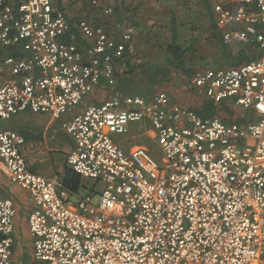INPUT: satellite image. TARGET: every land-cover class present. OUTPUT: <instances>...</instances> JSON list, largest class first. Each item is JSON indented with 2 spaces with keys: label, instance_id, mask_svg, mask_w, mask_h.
<instances>
[{
  "label": "built area",
  "instance_id": "2783aa9c",
  "mask_svg": "<svg viewBox=\"0 0 264 264\" xmlns=\"http://www.w3.org/2000/svg\"><path fill=\"white\" fill-rule=\"evenodd\" d=\"M56 0H0V120L30 111L62 119L74 143L69 169L93 181V194L71 203L55 179L31 172L24 138L0 130V161L26 190L33 258L38 264H264V54L238 67L205 68L189 80L213 103L251 110L255 119L225 123L172 104L164 91L87 105L119 61H135L136 28L88 19L74 25L81 43L67 42L71 23ZM98 8L100 0H87ZM225 46L264 50V0H210ZM103 18L113 15L102 7ZM118 34H115V33ZM69 116V118H68ZM134 124L162 159L142 145L116 142ZM101 190H98V187ZM12 200L0 197V264H12Z\"/></svg>",
  "mask_w": 264,
  "mask_h": 264
},
{
  "label": "rangeland",
  "instance_id": "374dc122",
  "mask_svg": "<svg viewBox=\"0 0 264 264\" xmlns=\"http://www.w3.org/2000/svg\"><path fill=\"white\" fill-rule=\"evenodd\" d=\"M67 1L72 2L69 5L71 14L69 13L68 17L70 20L77 21L82 18L86 19L85 14L91 9L87 0H79L81 2V5L79 4V10L83 8L84 14L80 13L77 15L75 14V8H73L75 0ZM105 6L113 7V0H100L99 7L93 11L94 15L98 16L96 21L99 20V17H102V13L99 10L102 11V7ZM131 10L133 11L130 17H135L136 21H129L131 19L129 18L124 24H132L137 29L136 41L139 48L137 51L139 58L136 66L161 64L166 60L165 51L172 40L171 24H174L177 28L178 43L189 48V52L186 54L187 59L198 62L205 68L221 66L218 58L220 52L219 46L214 38L210 22L206 17V11L198 0H133L131 2ZM172 20L173 22L171 23ZM101 21H104L103 23H106L110 27L108 28L109 31L111 28L114 29V25L116 24L113 16L103 18ZM263 54L264 51L260 55ZM188 84L187 87L189 89L190 86ZM175 87L168 84L167 90L172 92L177 89ZM155 93L151 94V98ZM172 93L174 94V92ZM235 114L240 119H255V114L251 110L238 108L235 110ZM132 127L133 133L139 137L135 136L129 140L130 138L128 136L114 135L113 139L116 142L129 140L128 142L132 145H142L160 161L162 159L160 150L156 146V143L148 137V134L152 132V128L149 125L144 126L143 124H134ZM85 184L90 186L95 185L93 181L89 180L87 182L85 181ZM98 190H101L100 185ZM87 194L91 196L93 204L98 202L99 194H93L91 189L82 191L79 196H72L70 202L76 203L80 197ZM18 264H38V262L34 260L33 255L31 256L30 251H26L25 260L21 259Z\"/></svg>",
  "mask_w": 264,
  "mask_h": 264
},
{
  "label": "crops",
  "instance_id": "0c3cea01",
  "mask_svg": "<svg viewBox=\"0 0 264 264\" xmlns=\"http://www.w3.org/2000/svg\"><path fill=\"white\" fill-rule=\"evenodd\" d=\"M55 2L57 7L59 9L64 10L67 16L69 15V13L71 14L69 5H71L72 2H68L67 0H61L60 5H58L59 3L58 0H56ZM79 4L81 5V2L79 0H75V4L73 8H75L76 15L80 13L84 14L83 8H80L79 10ZM94 10H95L94 8L89 9L88 13L85 15H86V19H88L90 22L95 24L98 16L94 15L93 13ZM99 11L102 13L101 10ZM101 19H103V15L102 17H99V23L104 22V21L102 22ZM131 20L132 22L136 21V18L132 17L131 19H129V21ZM69 21L71 23L70 19ZM104 25L107 29L110 28L105 23ZM110 31L114 32V29L111 28ZM115 34L118 33L116 32ZM136 39H137V29L134 38V44L136 50L138 51L139 48ZM246 46L249 45H242L237 52L241 51ZM228 49L232 53H237L231 50L230 48ZM257 50L259 55L262 54L264 51V50H259L258 47ZM216 68H221V67H216ZM122 72H124L122 67L117 68L116 74H119V76H121ZM117 82L118 81L116 78L115 84L113 86H107L105 82L102 81L101 84L94 90V92L90 96L84 99L80 108H78L77 113L80 112L85 106L90 104L98 105L103 101L111 98L121 99L119 97H114L113 95V90L117 85ZM159 91H164L168 95H170L169 97L172 104L179 106H181V104H184L186 106L188 102L187 98L180 96L181 93H177V89L172 91L174 92V94L171 91L167 90V86L159 88L157 92ZM191 92L193 93V96L195 95L202 96V94L196 91L192 90ZM130 96H134V95H130ZM143 98L146 100L151 99V97H148L149 99H147L146 97ZM235 117L237 119H240L238 115H235ZM62 119H55L47 114H34L30 111H25L12 116L8 120H0V130L10 129L15 131L24 138V144L21 147V152L31 172L39 174L48 179H55L61 182L64 187L65 171L69 169L66 163V157L67 154L74 147V143L73 140L69 136H67L65 131L62 129L61 126ZM244 121L245 120L242 119V122H240L239 124H242ZM135 136L138 135L137 134L135 135L133 132L130 133L128 135V137L130 138L129 140H131L132 137ZM81 180L84 182V189L87 190L90 187V185L85 184V181L87 182V180H84L82 178ZM82 191H80V193ZM80 193L76 195L79 196ZM0 197L12 200L16 211L13 220L14 242L12 248L11 261L12 264H16V263L18 264L21 259L25 260L26 251L27 252L30 251L31 256L33 255V243L28 230V216L30 212L33 210L34 204L31 196L26 190L20 188L19 186L11 182V180L8 177L7 171L1 161H0Z\"/></svg>",
  "mask_w": 264,
  "mask_h": 264
},
{
  "label": "trees",
  "instance_id": "16d2710c",
  "mask_svg": "<svg viewBox=\"0 0 264 264\" xmlns=\"http://www.w3.org/2000/svg\"><path fill=\"white\" fill-rule=\"evenodd\" d=\"M133 0H114L113 2V18L117 24H124L132 15L131 2ZM206 11V17L210 22L211 29L214 33V38L219 46L218 54L221 68L238 67L252 59H256L259 54L256 45H249L237 53H232L228 47L222 43L221 34L217 29L215 20L212 14V6L210 0H198ZM58 5L61 0H58ZM57 6V5H56ZM77 21L71 20V29L66 36L65 41L81 43V38L74 25ZM103 22V21H102ZM173 20L171 21V23ZM95 24H99V20ZM106 24V23H105ZM107 25V24H106ZM136 25V24H135ZM134 26V25H133ZM172 37L171 44L167 47L165 54L166 60L161 64H151L149 66L138 65V53L133 58L126 57L123 61H119L117 68H123L122 75L116 74L117 85L113 90L114 97H127L130 95H138L141 97H151V94L157 92L161 87H166L171 84L172 87H177V93H181V97L187 98L186 106L202 117L218 116L223 122L240 123L242 119L235 117L234 106L228 103H213L201 95L193 96L192 89L187 87L190 78L199 70L205 67L190 59H187L189 48L184 47L177 41V28L171 24ZM135 27V26H134ZM108 30V29H107ZM117 71V70H116ZM189 86V84H188ZM175 87V88H176ZM64 188L72 194H78L84 189V182L81 177L70 169L65 171Z\"/></svg>",
  "mask_w": 264,
  "mask_h": 264
}]
</instances>
